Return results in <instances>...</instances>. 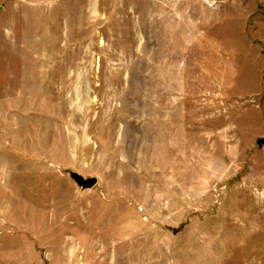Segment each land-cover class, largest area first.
Here are the masks:
<instances>
[{
	"label": "rangeland",
	"instance_id": "1",
	"mask_svg": "<svg viewBox=\"0 0 264 264\" xmlns=\"http://www.w3.org/2000/svg\"><path fill=\"white\" fill-rule=\"evenodd\" d=\"M262 139L264 0H0V264H264Z\"/></svg>",
	"mask_w": 264,
	"mask_h": 264
},
{
	"label": "crops",
	"instance_id": "2",
	"mask_svg": "<svg viewBox=\"0 0 264 264\" xmlns=\"http://www.w3.org/2000/svg\"><path fill=\"white\" fill-rule=\"evenodd\" d=\"M13 82H14V87L16 89V92H17L19 99H20L19 103L21 104L23 97L26 96L27 92L32 89V84L28 79H25V78L19 79L18 81L16 79H14ZM39 84H41V82H39ZM25 99H28L27 96L25 97ZM28 105H30V102L28 103ZM2 171H3V173L6 172L7 174H10L11 168L6 167V168H3ZM9 200H11V199H9ZM5 201L6 200H3V202H5Z\"/></svg>",
	"mask_w": 264,
	"mask_h": 264
},
{
	"label": "water",
	"instance_id": "3",
	"mask_svg": "<svg viewBox=\"0 0 264 264\" xmlns=\"http://www.w3.org/2000/svg\"><path fill=\"white\" fill-rule=\"evenodd\" d=\"M263 143H264V139L258 141V145L259 146H261ZM70 177L74 181V183L78 187H80L81 189H83V190L91 189L97 183V180L95 178H87V179H85L82 176H80L78 174H74V173H72L70 175Z\"/></svg>",
	"mask_w": 264,
	"mask_h": 264
}]
</instances>
